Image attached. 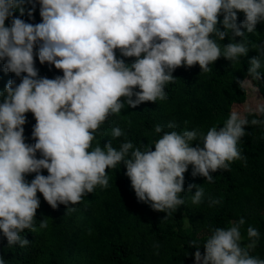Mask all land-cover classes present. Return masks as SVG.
Instances as JSON below:
<instances>
[{"label":"clouds","instance_id":"clouds-1","mask_svg":"<svg viewBox=\"0 0 264 264\" xmlns=\"http://www.w3.org/2000/svg\"><path fill=\"white\" fill-rule=\"evenodd\" d=\"M37 4L39 23L21 18L25 5H31V20ZM238 13L243 14L239 23ZM258 23H264V0H0V64L19 78V83L9 79L0 90V233L7 245L29 244L21 233L36 231L37 193L53 209L77 204L97 186L106 189V169L123 163L138 201L171 215L184 204L178 194L184 191L189 165L193 177L212 183V173L246 159L237 146L246 135L245 126L264 120L249 121L235 109L222 127L214 125L206 134L176 131V124L169 122L155 125L161 135L142 146L127 139L119 148L111 140L103 147L100 142L93 146V141L108 117L125 105L166 100L164 88L174 82L175 69L199 65L208 72L221 57L237 61L246 56L250 49L241 29L253 33ZM225 38L228 43L221 44ZM251 48L257 55L248 61L247 73L259 81L264 43ZM125 58L133 60L126 63ZM37 60L62 75L40 76ZM27 113L35 120L34 143H27L24 135ZM255 113L264 116V105H257ZM123 135L120 127L111 129L113 139ZM30 174H35L31 181L26 179ZM191 188L196 189L192 203H201L204 188ZM209 199V206L220 203ZM245 223L241 217L228 227L211 229L203 254L201 245L190 242L197 249L195 264H264L251 254L260 235L255 227H247L249 243H241ZM39 227L47 228V221ZM0 264H6L2 256Z\"/></svg>","mask_w":264,"mask_h":264},{"label":"trees","instance_id":"trees-1","mask_svg":"<svg viewBox=\"0 0 264 264\" xmlns=\"http://www.w3.org/2000/svg\"><path fill=\"white\" fill-rule=\"evenodd\" d=\"M30 7L25 5V15L21 18L39 23V5L31 20L27 15ZM242 20L243 14L238 13L237 22ZM241 30L245 32L244 39L250 49L246 56L237 61L221 57L209 65L208 72L201 71L199 65L175 69L174 82L164 88L166 100L145 102L135 108L125 105L119 114L110 115L100 126L93 146L100 142L103 147L111 140L113 146L119 148L126 139L134 146L150 144L161 135L155 133L154 126L169 122L176 124V131L197 129L205 134L214 125L222 127L232 106L243 103L246 97L245 88L237 81L249 79L264 98V74L259 81H254L247 73L248 61L257 55L251 45L264 43V23H258L253 33ZM235 39L238 42L240 37ZM226 43L227 38L221 41V44ZM132 60L125 58L126 63ZM36 67L40 76L62 75L53 66L41 65L38 60ZM260 71L264 73V65ZM13 78V74L4 72L0 64V90ZM15 79L19 83V78ZM244 114L249 121L264 120V116L254 111ZM26 115V142L34 143L31 130L35 120L31 113ZM113 127H120L125 135L113 139ZM245 132L237 146L246 159L235 160L227 170L212 173V183L201 176L193 177L189 165L184 174V191L178 194L184 204L171 215L154 211L149 204L138 201L121 163L106 169L109 178L106 189L97 186L77 204L53 209L42 194L37 193L40 207L36 213V231L25 229L21 233L29 244L23 248L18 244L9 247L0 233V256L6 264H195L193 254L197 249L190 247V242L201 245L199 250L203 254L202 245L211 229L228 227L230 221L243 217L246 223L241 228V243H249L246 229L249 225L255 227L260 235L251 254L264 259V124L246 125ZM198 142L193 141L192 146ZM42 174L47 175L46 170ZM34 175L26 179L31 181ZM192 184L204 188L199 204L192 203L196 191L195 188L189 190ZM210 197L220 203L209 206ZM71 208L75 210L70 211ZM42 220L47 221V228L39 227Z\"/></svg>","mask_w":264,"mask_h":264},{"label":"rangeland","instance_id":"rangeland-1","mask_svg":"<svg viewBox=\"0 0 264 264\" xmlns=\"http://www.w3.org/2000/svg\"><path fill=\"white\" fill-rule=\"evenodd\" d=\"M244 81H249L250 83L242 84L245 88L246 97L243 103L234 104L232 106V110H239L242 113H245V109H251L255 112L257 105H264V98L259 92H254L253 89L257 88L253 85V83L249 79H245ZM231 110V111H232Z\"/></svg>","mask_w":264,"mask_h":264}]
</instances>
